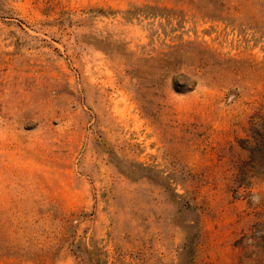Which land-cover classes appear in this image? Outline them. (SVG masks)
<instances>
[{"label":"rangeland","instance_id":"374dc122","mask_svg":"<svg viewBox=\"0 0 264 264\" xmlns=\"http://www.w3.org/2000/svg\"><path fill=\"white\" fill-rule=\"evenodd\" d=\"M264 0H0V264H264Z\"/></svg>","mask_w":264,"mask_h":264},{"label":"trees","instance_id":"16d2710c","mask_svg":"<svg viewBox=\"0 0 264 264\" xmlns=\"http://www.w3.org/2000/svg\"><path fill=\"white\" fill-rule=\"evenodd\" d=\"M241 147L246 158L237 166L239 178L248 184L250 178L264 180V111L251 117Z\"/></svg>","mask_w":264,"mask_h":264}]
</instances>
